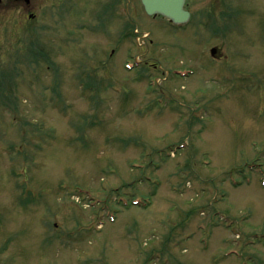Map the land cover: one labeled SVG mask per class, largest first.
Here are the masks:
<instances>
[{"label": "rangeland", "instance_id": "1", "mask_svg": "<svg viewBox=\"0 0 264 264\" xmlns=\"http://www.w3.org/2000/svg\"><path fill=\"white\" fill-rule=\"evenodd\" d=\"M29 1L0 9V264H264V0L178 31Z\"/></svg>", "mask_w": 264, "mask_h": 264}, {"label": "flooded vegetation", "instance_id": "2", "mask_svg": "<svg viewBox=\"0 0 264 264\" xmlns=\"http://www.w3.org/2000/svg\"><path fill=\"white\" fill-rule=\"evenodd\" d=\"M56 7L58 9H64L65 7H67L68 9L71 7L72 5V0H53ZM105 1V4H106V9H111L112 13L115 14V16L118 18V17H121L120 14H123V15H127L128 14V10L126 8V6L130 3H133L134 4H138L140 3L139 0H104ZM23 3L20 7L22 8H26L29 6V3L30 1L29 0H0V9H8L10 8L11 5H19ZM19 7V6H18ZM14 9H17L18 8H14ZM122 10V11H120ZM157 17L159 16H151L149 17L151 20L155 21L157 19ZM161 18V17H159ZM163 19V18H161ZM136 29H138V27L135 26L134 28V32L136 31ZM145 35H146V38L148 40L149 43H152V40L153 39V36L154 34L152 33V31L148 30V29H144L143 32ZM218 52L215 53V58L218 60L220 59V55L217 54Z\"/></svg>", "mask_w": 264, "mask_h": 264}, {"label": "water", "instance_id": "3", "mask_svg": "<svg viewBox=\"0 0 264 264\" xmlns=\"http://www.w3.org/2000/svg\"><path fill=\"white\" fill-rule=\"evenodd\" d=\"M148 14H161L173 23H183L188 19L184 10L185 0H140Z\"/></svg>", "mask_w": 264, "mask_h": 264}]
</instances>
